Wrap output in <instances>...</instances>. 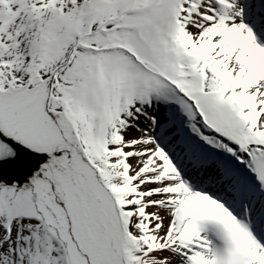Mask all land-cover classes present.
Wrapping results in <instances>:
<instances>
[{
  "label": "snow or ice",
  "instance_id": "1",
  "mask_svg": "<svg viewBox=\"0 0 264 264\" xmlns=\"http://www.w3.org/2000/svg\"><path fill=\"white\" fill-rule=\"evenodd\" d=\"M0 264H264V0H0Z\"/></svg>",
  "mask_w": 264,
  "mask_h": 264
}]
</instances>
